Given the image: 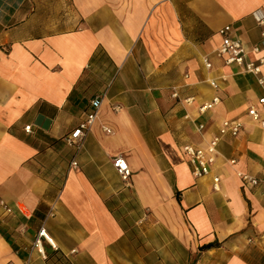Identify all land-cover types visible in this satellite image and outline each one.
Here are the masks:
<instances>
[{
    "label": "crops",
    "instance_id": "1",
    "mask_svg": "<svg viewBox=\"0 0 264 264\" xmlns=\"http://www.w3.org/2000/svg\"><path fill=\"white\" fill-rule=\"evenodd\" d=\"M256 13L264 0H0V264H264V191L237 175L264 174L248 114L264 120V91L215 56L227 26L264 44ZM97 97L78 151L67 139ZM225 121L241 133L196 178L184 147Z\"/></svg>",
    "mask_w": 264,
    "mask_h": 264
},
{
    "label": "built area",
    "instance_id": "2",
    "mask_svg": "<svg viewBox=\"0 0 264 264\" xmlns=\"http://www.w3.org/2000/svg\"><path fill=\"white\" fill-rule=\"evenodd\" d=\"M256 21L261 31V37L264 40V15L256 13ZM219 35L222 38V43L219 48L215 51V56L222 60L227 65H236L241 70L254 78H256L258 85L264 91V44H258L248 49L240 38L234 35L233 28L227 26L219 31ZM255 58V60H252ZM203 63L207 69H211L212 64L208 58L203 59ZM211 86L217 87V83L212 81ZM177 97V95H175ZM190 102V101H187ZM221 100L218 96L214 97L213 100L200 108V112L204 113L211 110L220 104ZM259 106H264V95L258 101ZM103 104V98L97 97L91 101V111L87 113L86 119L70 134L67 142L70 146H77V150L81 151L84 140L90 133V130L96 122L100 109ZM249 117L254 123H258L264 130V120L262 119L261 112L256 106H252L249 109ZM243 124L239 121H225L220 129V135L210 140L206 147L196 148L188 145L184 147V153L189 159L192 173L196 178H204L211 174L213 166L217 162L219 156L218 146L222 138L231 136L237 138L241 133ZM204 128L201 126L200 130ZM104 132L110 133L108 127H103ZM27 133H31V126L25 127ZM236 161H231V164H235ZM72 166H77L74 161ZM113 167L117 174L120 176L125 184H130L132 178V171L125 158L117 157L113 160ZM238 177L241 182L251 188H258L264 191V174L261 177L252 176L246 173L239 172ZM220 178H214V189L220 190L219 187ZM4 205V204H3ZM8 212L11 210L8 209ZM40 237H44L47 240L48 237L43 230L40 233ZM264 241V236L262 237Z\"/></svg>",
    "mask_w": 264,
    "mask_h": 264
},
{
    "label": "trees",
    "instance_id": "3",
    "mask_svg": "<svg viewBox=\"0 0 264 264\" xmlns=\"http://www.w3.org/2000/svg\"><path fill=\"white\" fill-rule=\"evenodd\" d=\"M90 111H91V109H90ZM90 111H88V112H90ZM214 246H215V245H209V246H207V247L209 248V247H214Z\"/></svg>",
    "mask_w": 264,
    "mask_h": 264
}]
</instances>
